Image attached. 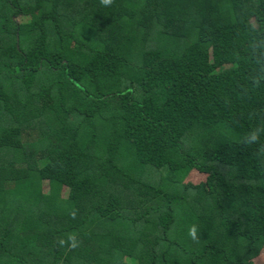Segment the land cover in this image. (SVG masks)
Listing matches in <instances>:
<instances>
[{
  "label": "trees",
  "instance_id": "1",
  "mask_svg": "<svg viewBox=\"0 0 264 264\" xmlns=\"http://www.w3.org/2000/svg\"><path fill=\"white\" fill-rule=\"evenodd\" d=\"M263 253L264 0H0V264Z\"/></svg>",
  "mask_w": 264,
  "mask_h": 264
},
{
  "label": "rangeland",
  "instance_id": "2",
  "mask_svg": "<svg viewBox=\"0 0 264 264\" xmlns=\"http://www.w3.org/2000/svg\"><path fill=\"white\" fill-rule=\"evenodd\" d=\"M189 180L194 184H200V183L206 181L205 177L201 176V174L198 172L192 174V176ZM44 190L46 193L49 192L47 183L44 184ZM128 263H130V262H128ZM257 264H264V253L257 258Z\"/></svg>",
  "mask_w": 264,
  "mask_h": 264
},
{
  "label": "clouds",
  "instance_id": "3",
  "mask_svg": "<svg viewBox=\"0 0 264 264\" xmlns=\"http://www.w3.org/2000/svg\"><path fill=\"white\" fill-rule=\"evenodd\" d=\"M102 3H104L105 5H108L111 3V0H102ZM258 137H259L258 132H253V134L251 135V139H249L248 137H245V142L246 143L255 142L258 139ZM191 235L195 239V229L192 230Z\"/></svg>",
  "mask_w": 264,
  "mask_h": 264
}]
</instances>
